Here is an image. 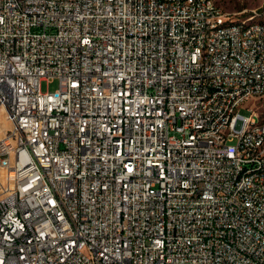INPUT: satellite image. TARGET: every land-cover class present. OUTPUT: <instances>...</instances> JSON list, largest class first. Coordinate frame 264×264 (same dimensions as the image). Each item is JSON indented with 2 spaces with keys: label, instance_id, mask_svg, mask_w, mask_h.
<instances>
[{
  "label": "built area",
  "instance_id": "1",
  "mask_svg": "<svg viewBox=\"0 0 264 264\" xmlns=\"http://www.w3.org/2000/svg\"><path fill=\"white\" fill-rule=\"evenodd\" d=\"M228 18L209 0H0V264H264V125L241 112L264 96V27L202 38Z\"/></svg>",
  "mask_w": 264,
  "mask_h": 264
},
{
  "label": "bare ground",
  "instance_id": "2",
  "mask_svg": "<svg viewBox=\"0 0 264 264\" xmlns=\"http://www.w3.org/2000/svg\"><path fill=\"white\" fill-rule=\"evenodd\" d=\"M210 6H220L216 0H209ZM223 17H231L228 19H220L213 24H208L202 31V38H213L224 31H233L237 29V36H246L247 31H253L258 27H264V6L262 7L263 14H254L259 16V21H239L235 19L232 12L226 11L222 7ZM253 11H257V8ZM203 46H210V39H203ZM227 48H234V39L226 38ZM238 51H246V44H238ZM218 84H225V72H218ZM217 91V84H208L206 92L200 97V104H210L213 101V94ZM227 102L236 103V93L227 94ZM256 124L251 125V133L260 132V125H264V116H260L256 112ZM213 130H218V136H227L228 131H235V121L227 120L222 126V116L220 114H213ZM262 136H264V128H262ZM261 161H264V150L261 153ZM261 167H250L249 176H261Z\"/></svg>",
  "mask_w": 264,
  "mask_h": 264
},
{
  "label": "rangeland",
  "instance_id": "3",
  "mask_svg": "<svg viewBox=\"0 0 264 264\" xmlns=\"http://www.w3.org/2000/svg\"><path fill=\"white\" fill-rule=\"evenodd\" d=\"M216 2L222 6L226 11L232 12L235 16V19L239 21H259L260 17L250 15L254 9L257 7L264 6V0H216ZM240 12H245L240 14ZM59 87V79L55 78L51 82L48 80H43L41 82V90L43 92L55 91ZM249 107L253 108L260 114L264 116V96L253 98L251 101H248L243 108L241 109L242 114H250ZM11 126L9 120L7 119L4 112L0 113V136L3 135L7 129Z\"/></svg>",
  "mask_w": 264,
  "mask_h": 264
}]
</instances>
